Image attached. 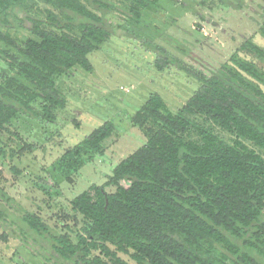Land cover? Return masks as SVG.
Masks as SVG:
<instances>
[{
    "label": "trees",
    "instance_id": "16d2710c",
    "mask_svg": "<svg viewBox=\"0 0 264 264\" xmlns=\"http://www.w3.org/2000/svg\"><path fill=\"white\" fill-rule=\"evenodd\" d=\"M124 1L155 52L154 72L176 68L193 95L176 113L159 94L136 111L132 122L147 141L104 185L71 201L85 221L77 242L34 213L21 222L49 243L48 262L129 264L123 254L135 264H264V47L246 40L239 51L254 60L235 53L219 74L206 76L154 42L166 35L142 12L160 0ZM217 1L241 10L247 0ZM113 8L106 0H0V138L21 116L57 120L67 106L58 81L77 68L93 70L91 55L114 35L105 18ZM216 127L234 139L223 140ZM114 132L107 121L68 148L52 179L71 181L103 155ZM32 151L25 143L19 153ZM5 213L0 208V220Z\"/></svg>",
    "mask_w": 264,
    "mask_h": 264
},
{
    "label": "rangeland",
    "instance_id": "374dc122",
    "mask_svg": "<svg viewBox=\"0 0 264 264\" xmlns=\"http://www.w3.org/2000/svg\"><path fill=\"white\" fill-rule=\"evenodd\" d=\"M106 1L114 6L105 17L114 35L91 55V72L77 68L59 79L58 85L67 97L66 109L57 113L54 123L21 116L1 135L4 153L0 154V190L6 197L0 195V208L7 216L0 220V264H72L48 262L49 243L27 232L21 217L26 212L34 213L77 242L85 221L74 214L71 201L92 185H104L112 170L147 141L132 122L136 111L152 95L159 94L176 113L193 95L184 82L187 77L176 68L163 75L154 72L155 52L140 39L145 35L130 19V5L124 0ZM142 18L164 31L165 37L154 39L157 45L206 76L219 74L235 53L254 60L239 51L246 40L264 47L260 33L263 0H247L241 10L224 7L217 0H160L156 7L146 8ZM19 36L28 38L31 34L21 31ZM107 121L114 124L115 132L104 142L103 155L81 168L71 181L60 179L57 184L51 177L53 163ZM214 129L223 140L234 139ZM25 143L33 151L20 154ZM119 256L135 264L128 256Z\"/></svg>",
    "mask_w": 264,
    "mask_h": 264
}]
</instances>
